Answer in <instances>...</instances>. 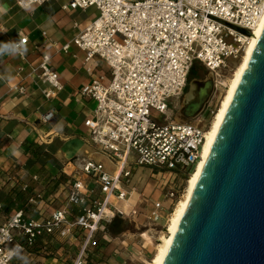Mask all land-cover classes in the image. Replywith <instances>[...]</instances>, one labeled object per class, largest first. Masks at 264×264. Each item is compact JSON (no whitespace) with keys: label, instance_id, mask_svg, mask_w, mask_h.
<instances>
[{"label":"built area","instance_id":"1","mask_svg":"<svg viewBox=\"0 0 264 264\" xmlns=\"http://www.w3.org/2000/svg\"><path fill=\"white\" fill-rule=\"evenodd\" d=\"M45 1L14 0L21 8ZM62 8L97 11L72 44L84 52L85 63L98 57L108 68L107 83L104 76H93L80 95L95 103L91 117L84 121L89 140L115 168L110 173L101 162L87 160L82 171L95 181L98 194L76 179L65 188L64 205L47 216L36 217L25 209L9 215L0 224V264H16L22 256L28 264H41L31 258L47 255L58 240L72 238L80 244L70 264H89L100 247L99 234L106 231L114 215L122 214L112 199H129L137 167L171 172L159 198L152 202L148 219L156 222L163 217L161 211L174 210L185 192L183 175L201 159L208 125L174 120L167 100L180 98L195 63L218 78H227L232 69L229 60L240 59L252 29L264 15V0H67ZM27 42L21 36L12 45L20 59L25 57ZM68 48L69 43L62 46ZM49 60L43 54L38 66V77L47 84L42 90L47 100L62 89ZM86 71L92 74V67ZM13 88L25 92L22 85ZM54 119L51 108L40 121L51 125ZM21 188L25 190L26 185ZM57 264L69 263L61 260Z\"/></svg>","mask_w":264,"mask_h":264},{"label":"crops","instance_id":"2","mask_svg":"<svg viewBox=\"0 0 264 264\" xmlns=\"http://www.w3.org/2000/svg\"><path fill=\"white\" fill-rule=\"evenodd\" d=\"M65 2L47 0L21 8L14 0H0V224L18 209L36 217L47 216L64 205L65 188L76 179L86 182L98 194L95 181L82 171L87 160L101 162L106 171L114 172L115 165L91 143L90 131L84 124L91 117L95 103L80 95L81 88L93 76L102 75L107 83L108 68L98 57L85 63L84 52L72 44V39L96 17L97 11L94 8L64 10ZM21 36L28 38L24 59L12 47ZM66 43L69 48L63 50ZM43 54L49 55V66L57 72L62 84V89L49 100L42 94L47 84L38 77ZM87 66L92 67L90 75ZM15 85L24 86L25 92H16ZM51 108L55 112L54 122L43 124L40 118ZM146 168L137 167L134 171L131 185L136 184L135 188L144 183L142 176L146 175L137 176V171ZM23 185L25 190L21 188ZM135 188L127 201L112 199L122 214L114 215L106 224V231L99 234L100 247L89 258V264H131L129 259L132 261L140 255V242L129 245L127 239L135 206L144 200L141 193H145V188L141 193ZM153 200V195L146 197L150 206L147 219ZM163 204L168 207L166 201ZM166 214V210L161 211L163 217L153 224L163 223ZM79 244L78 238L58 240L47 255H34L31 260L41 264L66 260L70 264ZM16 264H28V258L22 256Z\"/></svg>","mask_w":264,"mask_h":264},{"label":"water","instance_id":"3","mask_svg":"<svg viewBox=\"0 0 264 264\" xmlns=\"http://www.w3.org/2000/svg\"><path fill=\"white\" fill-rule=\"evenodd\" d=\"M162 264H264V29Z\"/></svg>","mask_w":264,"mask_h":264},{"label":"bare ground","instance_id":"4","mask_svg":"<svg viewBox=\"0 0 264 264\" xmlns=\"http://www.w3.org/2000/svg\"><path fill=\"white\" fill-rule=\"evenodd\" d=\"M262 29H264V15L260 17L256 26L252 29L249 35V42L246 45L242 56L240 57L241 59H239L240 61L238 62L237 66L235 67L232 73V76L225 88V93L222 99L220 100L219 106L208 126L206 138L202 147L201 159L186 177V179L188 180H186L184 195L174 207V210L171 215L168 217L167 224L164 227L166 228V235L163 236L158 242L155 248L154 256L149 262V264H162L163 262V259L167 253L172 238L174 237L175 232L178 228L180 219L183 215L184 208L192 194L193 187L200 176V172L205 163L207 154L213 145L216 134L227 112L229 104L233 98L234 92L241 80L243 72L246 69L247 63L258 41ZM212 76V73L208 74V77ZM209 93L210 86L207 79L204 81L191 80L189 83L188 90L181 101V105L179 106V109L175 114L176 118L184 120L186 118L196 117L201 112L205 102L207 101L205 99L207 98Z\"/></svg>","mask_w":264,"mask_h":264},{"label":"rangeland","instance_id":"5","mask_svg":"<svg viewBox=\"0 0 264 264\" xmlns=\"http://www.w3.org/2000/svg\"><path fill=\"white\" fill-rule=\"evenodd\" d=\"M239 61L240 60H236V61L233 59L229 60V63L231 64L232 69L230 70L226 79H223V77L218 78L213 74V87H212V92L209 95V98L205 102L201 112L196 117L189 118V121H193L195 123H198L199 125L207 124L209 126L219 106L220 100L222 99L225 93V88ZM195 64H196V70L193 72V74L189 73L187 87L179 98L181 100L184 98V95L188 90L189 83L193 78H195L198 75L199 78L205 79L207 75L211 73L200 63H195ZM167 101L170 106L169 113L172 115V118H174V120L176 121H180L181 119L176 118V115H175V113L178 110L177 99L170 98ZM143 174H146V175H144L143 177L142 176ZM170 175H171V172L156 173L154 171L152 172V170H149V168H146V170L140 169L137 171V176H142L143 178L142 180H144V183H142L140 187H137L138 189L135 188L136 184L132 186H134L136 191L139 190L140 193L143 192L145 188V193L144 194L141 193L142 194L141 198H144V200H141V202L135 206L136 214L132 219L133 221H131L132 230L127 235V239H128V244L130 242L134 243V241L140 242L142 251H140V255L139 256L136 255V258H133L132 261L129 259V262L131 264H149V262L154 256L155 248L158 242L163 236L166 235V228H164L165 225L167 224L166 221H164L163 223L153 224L152 221H149L145 217L147 216L148 210L150 209L149 208L150 206L148 204L149 202L146 201V197L149 198L150 196L153 195L154 199H157L158 194L163 190L162 186L167 184L166 180L170 177ZM183 186L186 187V181L183 182ZM156 191H157V194H155ZM18 198H21V196L19 195ZM134 199H135V196H133L132 201ZM172 212H173V209H171L170 212H168L166 216L167 219L171 215Z\"/></svg>","mask_w":264,"mask_h":264},{"label":"flooded vegetation","instance_id":"6","mask_svg":"<svg viewBox=\"0 0 264 264\" xmlns=\"http://www.w3.org/2000/svg\"><path fill=\"white\" fill-rule=\"evenodd\" d=\"M208 80V83H209V86H210V93L208 94V96H207V98L205 99V100H207L208 98H209V95L211 94V92H212V87H213V76L212 77H208V75H207V77L205 78V79H203V78H199V76L197 75L195 78H193L192 80H199V81H204V80ZM181 99H178L177 100V105H178V109H179V106L181 105ZM176 114V113H175ZM184 117V116H183ZM184 120H189V118H186V119H184Z\"/></svg>","mask_w":264,"mask_h":264},{"label":"trees","instance_id":"7","mask_svg":"<svg viewBox=\"0 0 264 264\" xmlns=\"http://www.w3.org/2000/svg\"><path fill=\"white\" fill-rule=\"evenodd\" d=\"M196 70V64H193L191 70H190V74H193V72ZM114 228H112V226L109 228L110 231H112Z\"/></svg>","mask_w":264,"mask_h":264}]
</instances>
